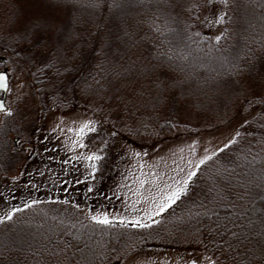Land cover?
<instances>
[{"label":"trees","instance_id":"1","mask_svg":"<svg viewBox=\"0 0 264 264\" xmlns=\"http://www.w3.org/2000/svg\"><path fill=\"white\" fill-rule=\"evenodd\" d=\"M61 1L75 4L78 47L93 45L90 52L81 51L84 68L75 82L90 79L99 86L89 84L99 88L94 98L96 131L86 132L84 144L99 145L101 159L86 166L65 160L59 148L51 146L48 154L35 148L36 163L24 167L15 182L0 185L5 194L0 198V217L8 209L55 199L108 209L120 199L113 188L126 170L132 144L152 147L230 125L235 134L200 163L178 201L158 218L135 225L110 220L94 224L92 231L91 226L80 232L60 228L47 239L33 241V250L24 247L19 254L31 258L42 256L44 250L53 255L55 245L66 240L74 241L75 251L81 253L92 240L109 246V258L117 259L124 252L168 249L180 243L205 253L209 264H264V105L252 94L264 87V0H230L228 7L218 0L215 6L202 7L194 5L203 0ZM225 13L223 21L216 22ZM84 53L87 57L81 60ZM160 89L168 91L167 104L161 103L154 114L157 125L143 121L148 128L142 130L145 111L139 102ZM173 100L187 111L185 119L204 120L183 122L176 117ZM209 108L224 117L208 121ZM194 185L198 187L192 190ZM101 232L109 235L103 236L108 241L102 240ZM111 237L127 246L126 251L114 255ZM13 250L2 248L0 259L15 254ZM95 260L99 261L92 256L86 263Z\"/></svg>","mask_w":264,"mask_h":264},{"label":"rangeland","instance_id":"2","mask_svg":"<svg viewBox=\"0 0 264 264\" xmlns=\"http://www.w3.org/2000/svg\"><path fill=\"white\" fill-rule=\"evenodd\" d=\"M74 8L75 4H64L61 0H0V44L1 40L5 41L2 44L5 47L2 49L0 46V71L7 72L10 85L6 97L7 109L0 112V185L15 182L24 167L36 163V156L33 155L35 148L46 154L51 146L59 148L58 154L65 160L74 159L86 166L93 160L88 159L89 156L100 153L99 145L84 144L86 132H90L88 128L79 131L89 121L90 127L95 128V105L98 102L94 98L99 86L90 79H84V82L77 79L75 82L78 72L84 68L82 63L85 60L79 61L81 51L93 50V45L78 47L80 39L73 31L78 16ZM35 20L61 24L63 35L58 34L56 44H50L43 51L25 41L22 35L23 29ZM85 57L86 53L81 60ZM53 67L56 68L52 71ZM90 67H86L85 71ZM167 92L164 89H160L159 94L152 91L151 95L144 97H147L146 100L139 102V108L145 111L140 120L142 130L148 128L144 126L145 122L150 126L157 125L158 118L154 114L161 103L167 104ZM174 105L176 113L179 112L176 117L183 122L204 120L201 116L185 119L187 111L180 105ZM205 110L211 114L206 118L208 121L218 122L224 117L217 110ZM234 134L235 126L230 125L212 133L171 138L152 147L132 144L134 148L129 151L131 158L126 170L113 188L120 199L108 209H91L58 199L41 201L18 211L8 209L6 214L10 213L12 218L7 219L6 215L0 217L3 219L0 223V250L14 248L15 254L7 253L5 259H0V264H87L92 256L99 261L90 264H193V261L195 264H209L211 259L205 253L188 249L186 244L180 243L168 249L143 248L127 255L129 252H124L127 246L121 241L115 242L114 237L110 238L114 255L115 252H124L117 259L109 258L112 252L109 246H98L92 240L81 253L75 251L77 246L72 240L71 244H67L66 240L64 244L55 245L53 255L45 254L43 250L42 256L27 258L18 250L24 247L33 250L36 246L33 241L47 239L48 233L60 228L68 232L77 228L76 232H80V228L91 226L88 230H94V224L100 222L93 220V216L101 219L106 216L109 221L130 225L158 218L163 210L178 201L201 161L231 142ZM123 145L127 146V142L124 141ZM39 155L43 158V154ZM195 187L198 185L191 189L195 190ZM178 190H182L179 196L170 200ZM4 195L0 193V198ZM82 231L87 232L85 229ZM100 236L104 242L108 241L103 237L109 236L106 232H101Z\"/></svg>","mask_w":264,"mask_h":264},{"label":"snow or ice","instance_id":"3","mask_svg":"<svg viewBox=\"0 0 264 264\" xmlns=\"http://www.w3.org/2000/svg\"><path fill=\"white\" fill-rule=\"evenodd\" d=\"M218 2L225 7L229 6L230 0H218ZM217 3V0H203L202 4H197L194 5V7H202V6H215ZM224 15H220L217 19L216 22L223 21ZM199 19V18H197ZM75 23V21H73ZM63 35L61 32V24L57 22H49L46 20H35L30 22V24L25 27L22 31V35L25 41L35 45L38 47L39 50L43 51L48 48L50 44H55L57 40V36ZM217 40L220 39V37H216ZM0 89H3L5 91L10 90V85H9V77L7 73L0 71ZM254 96H257L260 104L264 105V87H262V90L259 93H252ZM252 103V102H250ZM6 108V105L3 101H0V110H4ZM9 115H11V112H8ZM91 121L85 123L81 128L80 132L84 131V128H88L89 131L94 132L96 131L95 128L90 127ZM239 135V133H237ZM227 147V146H226ZM88 159H101L99 156H89ZM206 159H211V157H207ZM204 161L202 160L201 163ZM192 175H195V173H192ZM180 191L178 190L176 193L173 194V197H170L169 199L172 200L175 197H178L180 194ZM18 211V209H17ZM7 219H11L12 215L6 214ZM93 220H97L100 223L103 224H108L110 223L109 219L105 216L103 219L99 217H92ZM0 223H3V219L0 218ZM193 264H195V261H193Z\"/></svg>","mask_w":264,"mask_h":264},{"label":"water","instance_id":"4","mask_svg":"<svg viewBox=\"0 0 264 264\" xmlns=\"http://www.w3.org/2000/svg\"><path fill=\"white\" fill-rule=\"evenodd\" d=\"M3 72H5V73H7L6 71H3ZM8 75V74H7ZM8 77H9V75H8ZM1 92H3L2 93V96L0 97V101H3L4 103H5V105H6V97H7V93H8V91H5V90H3V89H0V93ZM7 109V105H6V108L4 109V110H6ZM4 110H0V112L1 111H4Z\"/></svg>","mask_w":264,"mask_h":264},{"label":"flooded vegetation","instance_id":"5","mask_svg":"<svg viewBox=\"0 0 264 264\" xmlns=\"http://www.w3.org/2000/svg\"><path fill=\"white\" fill-rule=\"evenodd\" d=\"M2 94L0 93V96H1Z\"/></svg>","mask_w":264,"mask_h":264}]
</instances>
